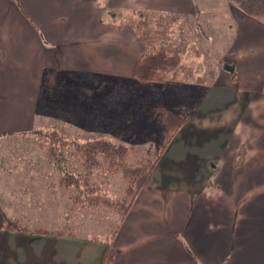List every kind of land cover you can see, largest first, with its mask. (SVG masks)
Listing matches in <instances>:
<instances>
[{"label":"crops","instance_id":"0c3cea01","mask_svg":"<svg viewBox=\"0 0 264 264\" xmlns=\"http://www.w3.org/2000/svg\"><path fill=\"white\" fill-rule=\"evenodd\" d=\"M121 11L179 16L197 35L183 56L194 81H138L146 48ZM124 109L129 142L155 143L157 161L135 198L128 181L123 201H101L113 214L88 236L66 224V193L91 185L94 203L102 188L61 165L46 135L110 111L118 125ZM251 115L264 122V22L229 0H0V145L14 160L0 171V264H101L108 244L111 264H264V185L225 177L227 158L247 155L228 144ZM189 172L195 185H174ZM83 246L100 248L82 257Z\"/></svg>","mask_w":264,"mask_h":264},{"label":"rangeland","instance_id":"374dc122","mask_svg":"<svg viewBox=\"0 0 264 264\" xmlns=\"http://www.w3.org/2000/svg\"><path fill=\"white\" fill-rule=\"evenodd\" d=\"M121 12L123 14H127L122 17V23L128 22L130 19L141 22H149V28L145 27V29H141L140 35H146V33L150 34L152 44L150 51L171 53L173 50L182 49L183 52L181 55V64L185 66L186 71L180 76V78H178V80H181L182 82L194 81L192 77L193 73L189 66L185 64L183 56L187 51H190L191 56L194 55L191 43L192 39L197 38V35L191 33H189L191 35L188 34L187 28L181 24L182 19L179 16H165L144 12H134L133 14H130L128 11ZM181 26L182 28H180ZM199 35L204 36L201 32H199ZM188 39L191 42H189ZM170 78H172V75ZM236 78L237 74L235 75L234 80ZM109 81H113L114 84L117 80L115 81L114 79H111L108 80V82ZM108 82L105 83L103 87H101V90L107 92L105 97V101L107 103L110 102L112 96V91L110 90L112 85H110V82ZM166 82L169 84L174 83L170 80H167ZM90 102L91 103L89 105H91V109H88V112L92 114L97 112V108L101 109L106 107V104L103 103V97L101 99L99 98L98 102H94L92 100ZM124 111L125 112L122 116L123 121L120 124L118 123V125L113 123L112 111H110L111 113H108L107 117L108 121H103V123L101 121L99 122V120L95 122L77 120L80 121L79 123H81V125L62 127L59 124L57 128H61L62 131L59 130L46 135L47 137H50L51 143L53 139V146H51V148L53 152L56 153V158H58L61 165L69 167V171L74 174L86 175V173L89 172L90 176H88L90 177V181L92 183H96L97 188H102V191H99L101 192L100 196L102 198L94 197L95 200L98 198V200H100L95 202L110 201L116 205L117 202H119V199H121L126 192L130 193L129 186L127 184V182L131 180L130 175H128L130 172L125 173V171L119 168V158H115L117 165H114L113 167L110 163L104 160L102 154H95L94 157L96 162L91 161V158L78 151L77 148L72 144L70 145L69 142H75L77 145H87V148H89V146H94V144H97L96 142H106L107 146H112L117 149L123 147L128 150L127 158L125 159L127 161L128 167L136 165L141 161H144V159H150V161L154 164L157 161V156L155 155V157L151 155L154 153L153 151H155V148L157 147L155 143L151 142L153 145H150L151 151L148 153V151H145L143 145V148H137L132 142H129V116H127L125 119L127 112L125 109ZM250 113L252 112L250 111ZM252 116L253 115L249 116L250 119H247L246 117L240 119L242 122L240 126L237 127L234 139L228 144V148L230 150H244L247 152V155L245 157H237V159H231V157L227 158L228 166L231 168V173L225 174V177L229 181L226 182L227 185H235L237 182L241 181H244L245 185H253L252 187L264 185V122L257 124L255 123V120L252 118ZM84 121H87L88 123H84ZM65 124L67 123L65 122ZM197 136L199 138L202 137L200 135ZM55 138L57 140L59 139V142L54 140ZM164 148L165 146L159 149L157 153H161V150ZM109 151H112V148H110ZM12 154L15 156L18 154V151H15ZM12 160L13 159L11 156L8 157V150H6L5 146L0 145V171L5 172L4 174H7L10 168L14 166L11 164ZM235 160H238L235 163V166L239 168L237 172L238 175H234L232 171ZM104 163L106 166H104ZM243 166L244 170L240 168ZM243 171H245V173ZM135 175L139 177L140 173H135ZM174 175L176 179L174 185H195L194 175H192L191 172ZM86 187L87 185H83V187H81L83 190L75 186L74 190L73 188L68 189V191L73 192V195L71 193H66L68 195L66 199V209L70 216L66 224L73 225L70 227L72 229H81V231L86 233L88 236L93 233H99L101 235V233L107 227V224L102 222L105 220L102 216L105 214L108 217L109 215L113 214V207L103 205L102 203L104 202H101V204H97L95 202L92 203L91 197L89 196H96L95 193H97V191L88 193L91 191V185L89 191L86 189ZM45 192L42 194L44 195ZM83 192L84 194H82ZM124 198L126 199L127 197ZM121 200L123 201V199ZM46 201L47 200L43 202L42 200V204L46 203ZM68 203H70V205H68ZM81 216H83V218H81ZM99 248L100 247H95L94 250L92 248L89 249L88 247L83 246L81 248L82 252H78L76 250H73V252H78V254H82L83 257L85 253L94 254V252L99 250Z\"/></svg>","mask_w":264,"mask_h":264},{"label":"trees","instance_id":"16d2710c","mask_svg":"<svg viewBox=\"0 0 264 264\" xmlns=\"http://www.w3.org/2000/svg\"><path fill=\"white\" fill-rule=\"evenodd\" d=\"M229 1L233 6L241 10L245 15L264 22V0ZM119 16L122 18L124 17V14L120 13ZM126 23L131 24L135 28L139 40L144 44L146 48L144 57L141 61L136 63L134 67V77L142 83H161L166 82L167 80H170L172 82L178 81V78H180V76L186 71L185 66L181 64V55L183 52L182 49L173 50V52L171 53L161 51L152 52L150 51V48L152 46L150 34L146 33V35H140L141 29H145V27L149 28V22H141L130 19ZM171 75L172 78H170ZM54 140L57 139L55 138ZM57 142H59V139L57 140ZM96 143L97 144H94V146H89V148H87V145H77L75 142H69V144L75 146L78 151L86 154L87 157L91 158V161L96 162L94 157L95 154H102L104 160L110 163L113 167L114 165H117L115 158H119V168L125 171V173L130 172L128 174L130 175L131 179L129 180V184L134 186V194L132 198H135L139 191L151 182L154 163L151 162L150 159H144V161L128 167L127 161L125 160L128 154L127 149L123 147H120V149L114 148L112 146L109 147L106 145V142ZM110 148H112V151H109ZM104 166H106L105 163ZM135 173H140V176H136ZM114 258V249L111 245H106L101 264H111L114 261Z\"/></svg>","mask_w":264,"mask_h":264},{"label":"water","instance_id":"95a60500","mask_svg":"<svg viewBox=\"0 0 264 264\" xmlns=\"http://www.w3.org/2000/svg\"><path fill=\"white\" fill-rule=\"evenodd\" d=\"M226 69H227V70H230L231 72H233V68H231V67H229V68L226 67Z\"/></svg>","mask_w":264,"mask_h":264}]
</instances>
